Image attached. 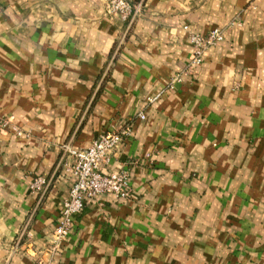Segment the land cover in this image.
I'll list each match as a JSON object with an SVG mask.
<instances>
[{
  "label": "crops",
  "instance_id": "crops-1",
  "mask_svg": "<svg viewBox=\"0 0 264 264\" xmlns=\"http://www.w3.org/2000/svg\"><path fill=\"white\" fill-rule=\"evenodd\" d=\"M106 1L0 0V264H264V0H129L128 20ZM216 28L167 89L191 34ZM125 123L106 168L128 172L130 196L86 200L46 254L71 185L63 146Z\"/></svg>",
  "mask_w": 264,
  "mask_h": 264
},
{
  "label": "built area",
  "instance_id": "built-area-1",
  "mask_svg": "<svg viewBox=\"0 0 264 264\" xmlns=\"http://www.w3.org/2000/svg\"><path fill=\"white\" fill-rule=\"evenodd\" d=\"M104 9L108 18L119 17L128 20L139 13L140 4H134L129 0H107ZM190 40L193 47L191 58L185 68L171 78L167 89H174L182 82L184 75L192 76L205 50L221 42L223 35L221 30L216 28L205 35L191 34ZM137 116L145 119L143 112L138 113ZM7 122V119L0 116V132L6 130ZM16 132L20 134L19 130ZM131 134V123H125L117 131L99 135L87 148L73 149L68 145L63 146V151L71 158L70 163H63L71 185L55 220L51 242L45 249L46 254H52L61 242L67 240L74 228V217L83 212L86 200H98L108 194L119 199H127L130 196L128 172L126 170L110 171L106 166ZM48 185L47 180L37 177L30 188L39 196H43Z\"/></svg>",
  "mask_w": 264,
  "mask_h": 264
}]
</instances>
